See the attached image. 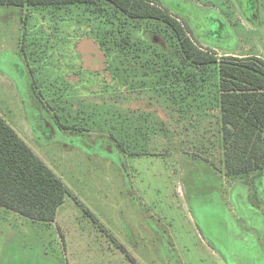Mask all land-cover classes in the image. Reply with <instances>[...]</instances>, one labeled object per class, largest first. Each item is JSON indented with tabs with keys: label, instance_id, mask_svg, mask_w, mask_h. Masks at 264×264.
Segmentation results:
<instances>
[{
	"label": "rangeland",
	"instance_id": "1",
	"mask_svg": "<svg viewBox=\"0 0 264 264\" xmlns=\"http://www.w3.org/2000/svg\"><path fill=\"white\" fill-rule=\"evenodd\" d=\"M160 3L219 58L264 59V0ZM93 26L0 6V115L68 190L53 223L0 208V264H264V172L225 175L213 80L143 82L121 54L111 75Z\"/></svg>",
	"mask_w": 264,
	"mask_h": 264
},
{
	"label": "trees",
	"instance_id": "2",
	"mask_svg": "<svg viewBox=\"0 0 264 264\" xmlns=\"http://www.w3.org/2000/svg\"><path fill=\"white\" fill-rule=\"evenodd\" d=\"M0 6L49 12L82 7L94 24L89 36L106 54V72L111 75L123 74V55L134 60L131 66L138 63L143 82L152 73L165 82V74L188 89L201 82L202 90L205 81L213 80L225 175L239 178L264 172V59L219 58L202 48L191 28L160 0H0ZM162 27L169 33L168 50L147 37ZM152 50L157 56L149 59ZM118 84L131 87L121 80ZM67 191L61 178L0 115V208L33 222L53 223Z\"/></svg>",
	"mask_w": 264,
	"mask_h": 264
}]
</instances>
